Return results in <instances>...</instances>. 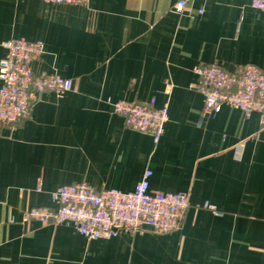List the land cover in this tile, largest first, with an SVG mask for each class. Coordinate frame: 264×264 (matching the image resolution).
<instances>
[{"label": "crops", "instance_id": "0c3cea01", "mask_svg": "<svg viewBox=\"0 0 264 264\" xmlns=\"http://www.w3.org/2000/svg\"><path fill=\"white\" fill-rule=\"evenodd\" d=\"M177 1L0 0V61L9 40L43 42L35 73L73 82L1 130L0 264H264V119L206 114L194 89L199 65L264 70V13L250 0H197L177 14ZM120 100L168 105L158 144L112 112ZM147 170L152 192L189 196L174 232L90 241L69 223L23 222L31 207H56L63 186L127 193Z\"/></svg>", "mask_w": 264, "mask_h": 264}, {"label": "built area", "instance_id": "2783aa9c", "mask_svg": "<svg viewBox=\"0 0 264 264\" xmlns=\"http://www.w3.org/2000/svg\"><path fill=\"white\" fill-rule=\"evenodd\" d=\"M50 4H85L90 0H41ZM197 0H178L173 12L182 14ZM251 6L264 13V0H250ZM203 13V10H199ZM5 57L0 61V135L7 127L17 128L31 117L34 102L44 93L61 98L73 88L70 79L58 74L35 73L33 63L45 53L43 42L12 39L4 43ZM198 82L194 89L204 99V113L218 114L224 106L250 117L254 113L264 119V70L252 64L238 66L228 72L220 64H203L194 69ZM112 112L123 118L133 131L149 134L158 144L169 121L168 105L155 108L148 103L120 100L109 102ZM152 172L147 170L131 192L97 189L87 184L63 186L53 193L56 207H31L23 214V222L72 224L87 240H109L121 232L142 233L148 228L157 234H168L182 227L189 196L183 192L162 193L150 190ZM42 190V181L36 189ZM215 214L219 210L205 203Z\"/></svg>", "mask_w": 264, "mask_h": 264}]
</instances>
